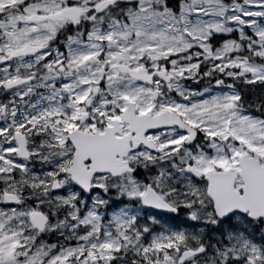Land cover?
<instances>
[{"label":"snow or ice","instance_id":"6c2138e0","mask_svg":"<svg viewBox=\"0 0 264 264\" xmlns=\"http://www.w3.org/2000/svg\"><path fill=\"white\" fill-rule=\"evenodd\" d=\"M0 264H264V0H0Z\"/></svg>","mask_w":264,"mask_h":264}]
</instances>
